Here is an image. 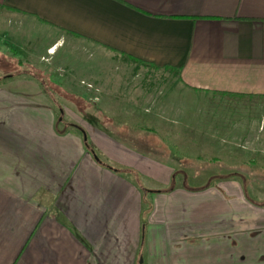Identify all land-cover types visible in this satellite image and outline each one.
Listing matches in <instances>:
<instances>
[{"label": "crops", "instance_id": "crops-1", "mask_svg": "<svg viewBox=\"0 0 264 264\" xmlns=\"http://www.w3.org/2000/svg\"><path fill=\"white\" fill-rule=\"evenodd\" d=\"M156 70L190 94L264 96V0H0V264H264V202L233 178L150 189L139 180L174 168L139 153L148 140L83 125L121 172L60 127L54 103L88 121L186 119Z\"/></svg>", "mask_w": 264, "mask_h": 264}, {"label": "rangeland", "instance_id": "rangeland-1", "mask_svg": "<svg viewBox=\"0 0 264 264\" xmlns=\"http://www.w3.org/2000/svg\"><path fill=\"white\" fill-rule=\"evenodd\" d=\"M50 36L44 34L42 43H45ZM76 57L71 56V60L73 61ZM89 61L92 64L104 65L103 74L107 78L120 76L122 73L128 76L130 73L126 72L125 68L124 72L121 71L116 65L122 64L119 60L101 62L97 56H93L89 58ZM78 63L88 67L87 63ZM84 73L81 71L77 75L83 76ZM151 75L160 88V94L177 93L186 98V119L88 121L82 114V104L54 103L56 119L60 127H67L68 124L80 127L90 143L92 140L83 127L87 124L88 128V122L95 129L111 134L121 142L126 143V139L131 142L138 137L148 140L147 142L152 146L139 144L140 149H148L139 153L158 164L164 165L163 162H169L168 164L174 170L171 181L167 183L158 184L150 180L145 183L144 177L141 178L139 181L148 186L147 188L167 190L174 184L180 183L202 186L233 178L252 201L264 202V98L255 102L242 103L223 95L190 94L179 90L174 85L175 75L171 72L156 70ZM157 89L155 94L159 92ZM21 90L33 89L21 88ZM45 91L49 96L52 94V89L45 88ZM50 99L54 102L62 100L57 97ZM68 100L73 102L77 98L69 97ZM144 127L149 129L141 131L140 128ZM96 151L102 163L117 168L121 172L127 171L125 165L104 156L99 150Z\"/></svg>", "mask_w": 264, "mask_h": 264}, {"label": "trees", "instance_id": "trees-1", "mask_svg": "<svg viewBox=\"0 0 264 264\" xmlns=\"http://www.w3.org/2000/svg\"><path fill=\"white\" fill-rule=\"evenodd\" d=\"M220 94H224L226 96V98H229V99H232V100H236V101H241L242 103H250V102H255L257 100H260L262 98H264L263 95H251V94H242V93H224V92H218ZM216 93V94H218ZM78 127V126H76ZM79 129H81L80 127H78ZM82 132V135L84 133V131H81ZM83 140H84V144L86 146V148L92 153L93 156H96L97 160L100 162V164H103L109 168H111L112 166H109L107 164H104L100 161L99 157L97 156V151L96 149L94 148V146L92 145V143H90L87 138L84 139L83 137Z\"/></svg>", "mask_w": 264, "mask_h": 264}, {"label": "built area", "instance_id": "built-area-1", "mask_svg": "<svg viewBox=\"0 0 264 264\" xmlns=\"http://www.w3.org/2000/svg\"><path fill=\"white\" fill-rule=\"evenodd\" d=\"M47 52L48 53H52L53 52V49L52 48H49Z\"/></svg>", "mask_w": 264, "mask_h": 264}, {"label": "water", "instance_id": "water-1", "mask_svg": "<svg viewBox=\"0 0 264 264\" xmlns=\"http://www.w3.org/2000/svg\"><path fill=\"white\" fill-rule=\"evenodd\" d=\"M83 137H84V139L86 138V135L83 133ZM94 158L96 159L97 157L96 156H94Z\"/></svg>", "mask_w": 264, "mask_h": 264}]
</instances>
